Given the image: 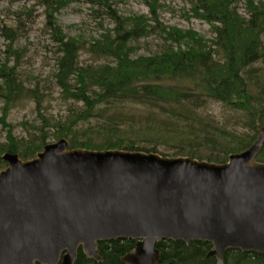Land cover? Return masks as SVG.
<instances>
[{
    "label": "trees",
    "instance_id": "trees-1",
    "mask_svg": "<svg viewBox=\"0 0 264 264\" xmlns=\"http://www.w3.org/2000/svg\"><path fill=\"white\" fill-rule=\"evenodd\" d=\"M43 1L46 29L57 45L55 85L68 100L82 106L65 119H48L41 110L44 95L40 87L29 88L23 79L22 52L15 47L17 33L5 29L9 44L8 56L0 62V101L4 104L0 123L7 136L0 142V170L7 166L3 155L33 159L50 138L66 139L70 149L156 153L218 165L257 141L264 127L263 3L189 0L193 16L212 29L214 37L209 40L195 31L166 27L156 7H150V17L123 18L114 14L109 0H103L116 28L87 47L81 39L68 37L56 18L71 0ZM240 2L245 15L239 11ZM157 30L165 40L164 50L135 58L134 43ZM83 50L109 63L80 65ZM28 98L36 104L42 126L38 136L19 139L7 117L12 107ZM211 102L236 113L244 125L232 127L230 121L205 114ZM256 160L264 164V144ZM136 243L123 239L100 242L102 262L87 259L80 249L75 264H123L122 258L134 251ZM156 246L161 251L160 264H217L215 259H206L212 249L207 242L164 240ZM225 264H264V255L229 250Z\"/></svg>",
    "mask_w": 264,
    "mask_h": 264
},
{
    "label": "water",
    "instance_id": "water-1",
    "mask_svg": "<svg viewBox=\"0 0 264 264\" xmlns=\"http://www.w3.org/2000/svg\"><path fill=\"white\" fill-rule=\"evenodd\" d=\"M264 127L225 164L156 153L70 149L61 139L0 170V264L101 262L100 242L136 241L123 264H160L164 240L264 255Z\"/></svg>",
    "mask_w": 264,
    "mask_h": 264
},
{
    "label": "rangeland",
    "instance_id": "rangeland-1",
    "mask_svg": "<svg viewBox=\"0 0 264 264\" xmlns=\"http://www.w3.org/2000/svg\"><path fill=\"white\" fill-rule=\"evenodd\" d=\"M93 1H96L98 6L90 0H71L56 14L64 33L68 37L81 39L87 47L101 39L106 32H113L116 28V22L109 14V9L104 6L103 0ZM255 1L264 4V0ZM189 2V0H109V5L114 14L123 18L150 17V7L153 6L157 8L160 20L166 27L195 31L206 39H212L214 35L211 27L193 16ZM239 11L246 14L243 2L239 3ZM46 13L47 8L43 0H0V62L8 56L9 42L4 30L13 29L17 33L15 47L22 52L19 64L23 79L29 88L40 87L44 95L41 110L48 119L57 122L65 119L71 110L80 108L82 104L68 100L55 85L57 45L46 29ZM164 48L165 40L157 30L150 37L134 43L133 55L135 58L150 57L162 52ZM12 60L14 61L13 57ZM108 63L107 59L94 57L87 50H83L80 56V65ZM3 107L4 104L0 101V118L3 115ZM204 113L220 121H230L232 127L244 125L245 122L239 119L240 116L236 113L217 102H211ZM7 118L17 138H34L39 135L38 129L41 128L42 123L36 111V104L31 99L18 102L11 108ZM84 127H88V124ZM54 131L55 129H51V133ZM6 136L7 131L0 123V142H4ZM48 142L55 143L57 140L50 138ZM171 154L172 152L167 153L169 156Z\"/></svg>",
    "mask_w": 264,
    "mask_h": 264
},
{
    "label": "bare ground",
    "instance_id": "bare-ground-1",
    "mask_svg": "<svg viewBox=\"0 0 264 264\" xmlns=\"http://www.w3.org/2000/svg\"><path fill=\"white\" fill-rule=\"evenodd\" d=\"M263 128V127H262ZM260 133H261V130H260ZM260 136V135H259ZM210 252V251H209ZM128 254H130V253H128ZM208 255V254H207ZM101 257V256H100ZM125 257V256H124ZM207 257V256H206ZM102 258V257H101ZM206 259H210V258H206ZM211 259H215V258H211ZM216 260V259H215ZM95 261V260H94ZM217 261V260H216ZM97 262V261H96ZM102 262V261H101ZM224 262H225V256H224ZM217 264H218V262H217Z\"/></svg>",
    "mask_w": 264,
    "mask_h": 264
}]
</instances>
